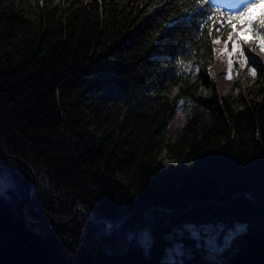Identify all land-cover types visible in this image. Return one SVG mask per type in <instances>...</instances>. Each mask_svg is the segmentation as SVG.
<instances>
[{
	"label": "trees",
	"instance_id": "16d2710c",
	"mask_svg": "<svg viewBox=\"0 0 264 264\" xmlns=\"http://www.w3.org/2000/svg\"><path fill=\"white\" fill-rule=\"evenodd\" d=\"M185 2L0 0V264H264V91L219 93ZM190 225L234 235L169 259Z\"/></svg>",
	"mask_w": 264,
	"mask_h": 264
},
{
	"label": "rangeland",
	"instance_id": "374dc122",
	"mask_svg": "<svg viewBox=\"0 0 264 264\" xmlns=\"http://www.w3.org/2000/svg\"><path fill=\"white\" fill-rule=\"evenodd\" d=\"M243 39L250 40L251 36H244ZM223 47V43L217 44L216 61L211 67L213 79L219 93L229 98V100H233L239 96L246 99L254 97L257 100H261L263 94L259 96L258 93L261 89L264 91V53L252 43L244 45V48L250 51L259 62L257 75L253 77L248 71L244 72L246 69L245 67H234L231 72V79H226L225 75L228 73L229 57H222L219 55ZM253 49H255L254 52ZM232 59L238 60V57L233 56ZM173 113V119L170 120V116ZM170 116L168 120L169 132L171 138L174 139L177 131L184 122V119L179 112V106L170 114ZM163 160L165 166L168 167L170 160L167 158L166 153L163 154ZM11 186L12 178L10 171H8L7 168L0 166V196L5 195ZM32 203L34 202L32 201ZM80 209L78 214L80 213ZM80 214L83 213L81 212ZM85 219L88 222L90 221L98 225L92 215L89 216V218L85 217ZM106 228L110 231L114 227L108 223ZM135 234L134 236L129 234L127 237L128 241L137 239L147 247L149 233L146 230H139ZM233 235L234 231L232 229H227L222 225L200 227L190 225L177 229L172 238V245L168 249L169 259L182 262L184 259L192 257L195 253H200L201 256H204L207 260H215L217 255H220V253L229 246Z\"/></svg>",
	"mask_w": 264,
	"mask_h": 264
},
{
	"label": "snow or ice",
	"instance_id": "6c2138e0",
	"mask_svg": "<svg viewBox=\"0 0 264 264\" xmlns=\"http://www.w3.org/2000/svg\"><path fill=\"white\" fill-rule=\"evenodd\" d=\"M184 8L187 15L181 17L180 23H194L198 33L209 37L210 45L223 43L219 55L229 57L226 79H231L234 67H246L250 75H257L259 62L251 53L246 54L243 46L252 43L264 53V0H186ZM244 36L251 39H243ZM233 56L238 60H233ZM181 64L186 70L191 69V63Z\"/></svg>",
	"mask_w": 264,
	"mask_h": 264
},
{
	"label": "water",
	"instance_id": "95a60500",
	"mask_svg": "<svg viewBox=\"0 0 264 264\" xmlns=\"http://www.w3.org/2000/svg\"><path fill=\"white\" fill-rule=\"evenodd\" d=\"M6 159H4V158H0V162H3V161H5ZM18 164L19 165H21L23 168H25L32 176H33V178H34V174H33V172H32V170L25 164V163H22V162H18ZM32 203V202H31ZM32 205H34L35 206V204L34 203H32ZM36 207V206H35ZM122 218H120L119 220H118V222L121 220ZM49 222L52 224V225H61L60 223H57V222H55L54 220H52L51 218H49ZM113 227V226H112Z\"/></svg>",
	"mask_w": 264,
	"mask_h": 264
},
{
	"label": "bare ground",
	"instance_id": "6f19581e",
	"mask_svg": "<svg viewBox=\"0 0 264 264\" xmlns=\"http://www.w3.org/2000/svg\"><path fill=\"white\" fill-rule=\"evenodd\" d=\"M173 115H174V113L170 116V120H172L173 119Z\"/></svg>",
	"mask_w": 264,
	"mask_h": 264
}]
</instances>
